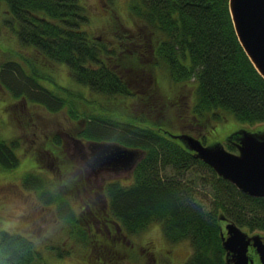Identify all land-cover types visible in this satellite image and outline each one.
I'll use <instances>...</instances> for the list:
<instances>
[{"label":"trees","instance_id":"1","mask_svg":"<svg viewBox=\"0 0 264 264\" xmlns=\"http://www.w3.org/2000/svg\"><path fill=\"white\" fill-rule=\"evenodd\" d=\"M2 4L5 26L13 29L18 41L34 50L36 58L64 63L75 80L96 94L98 103L86 111L79 103L80 92L43 85L31 58L26 59V68L19 60L22 56L7 55L0 60V82L11 94L50 111L68 106L70 117L83 121L78 130L82 136L143 150L129 183L108 180L102 189L105 200L91 198L86 213L90 209L107 227L110 224L111 232L124 229L135 233L159 221L166 239L190 240L193 251L183 264H227L219 214L249 231L264 230V197L240 191L176 139L149 127L145 115L134 118L130 112L138 102L152 108L148 91L152 85L132 80L134 75L150 71L151 80L168 79L172 97H185L181 96L185 86L191 91L190 124L205 127L209 121L214 128L222 113L241 122L264 123V77L239 43L228 0H130L134 25L119 36L134 47L126 57L125 48L118 47L113 56L114 49L109 50L83 29L88 10L79 0H0ZM124 69L130 73L125 74ZM138 83H143L144 89L136 90L133 84ZM161 97L166 103L170 99L164 93ZM173 122L169 126H176ZM198 135L205 142L204 131ZM10 142L0 136V166L5 168L18 162L16 144ZM226 147L236 150L232 141L227 140ZM85 165L91 171L87 162ZM192 166L204 169L211 182L207 207L195 184L180 176ZM172 170L179 175L170 174ZM24 181L39 197L50 199L52 194L59 207L68 203L59 192L46 189L41 175L31 172ZM78 232L85 240L92 239L88 231ZM93 236L103 243L100 234ZM40 258L29 237L0 230V264H47Z\"/></svg>","mask_w":264,"mask_h":264},{"label":"rangeland","instance_id":"2","mask_svg":"<svg viewBox=\"0 0 264 264\" xmlns=\"http://www.w3.org/2000/svg\"><path fill=\"white\" fill-rule=\"evenodd\" d=\"M79 1L88 10V19L85 20L83 29L109 50L114 49L113 56L118 54L120 46L127 51L123 53V57L128 56L129 50L134 47L129 45L126 38L123 40L119 36L134 25L129 11L130 0ZM5 16V6L2 4L0 60L7 55L17 59L22 56L19 60L24 61L28 68L26 59L31 58V64L39 73V80L43 85L56 91L59 90L58 86H65L73 89L74 93L80 92L78 99L81 106L86 111L94 109L98 103L96 94L89 93V87L75 80L64 63L45 62L36 58L34 50L22 45L13 29L6 28ZM115 30L117 31L114 32ZM106 63L112 64L108 61ZM123 72L130 73L127 69ZM151 77L149 71L143 75H134L132 80L145 81L148 85L155 86L153 91L152 86L148 90L151 91L152 108L147 109L148 103L138 102L132 105L130 112L134 118L145 115L149 127L158 128V132L168 137L169 134L164 130L191 133L198 137L204 131L207 135L205 143L218 140L226 147L228 135L238 128L244 127L252 131L264 129L263 122H241L229 113H222V118L214 124V128L209 125V121L205 127L190 124L189 109L193 99L187 86L181 95L185 97L180 99L169 94L171 90L165 76L160 79L153 77L152 80ZM133 85L136 90L144 89L143 83ZM163 93L170 97L167 103L161 97ZM84 97H89L90 101ZM67 108L65 106L58 111H50L24 96L16 98L0 82V136L16 144L14 148L18 155V162L14 167L0 166V230L29 237L34 242L40 260L47 264H183L187 261L193 251L190 240L166 239L159 221H153L145 229L135 233H128L124 229L111 232L108 230L110 224L107 227L90 209L86 213L85 205L91 198L105 200L102 189L108 180L118 179L125 184L129 183L134 166L121 171H87L85 164L88 160L81 158L78 147L83 151L88 150V142L93 139L79 134L83 121L71 118ZM173 120L176 126H169ZM141 151L143 155V150ZM166 171L170 172L169 169ZM31 172L41 175L48 185L46 189L59 192L68 203L59 207L50 193L48 194L52 199L39 197L36 189L24 181ZM170 174L179 175L174 170ZM180 176L195 184L199 196L206 198L204 205L207 207L206 203L212 194L211 182L205 170L192 166ZM79 229L88 231L92 239L85 240L83 233L78 232ZM255 232L264 234V230ZM93 233L100 234L103 243L100 244Z\"/></svg>","mask_w":264,"mask_h":264},{"label":"water","instance_id":"3","mask_svg":"<svg viewBox=\"0 0 264 264\" xmlns=\"http://www.w3.org/2000/svg\"><path fill=\"white\" fill-rule=\"evenodd\" d=\"M228 6L239 43L264 77V0H228ZM164 131L240 191L264 197V129L242 127L232 131L226 141H232L236 151L218 140L203 143L191 133ZM89 149L96 160L117 167H132L142 155L140 149L117 142L92 141ZM219 219L226 220L223 214H219ZM224 227L226 234L221 230L220 235L228 264H252L250 245L264 264V234H250L232 220H226Z\"/></svg>","mask_w":264,"mask_h":264},{"label":"flooded vegetation","instance_id":"4","mask_svg":"<svg viewBox=\"0 0 264 264\" xmlns=\"http://www.w3.org/2000/svg\"><path fill=\"white\" fill-rule=\"evenodd\" d=\"M78 150H81L82 157L84 159L88 160L87 163H89V165L91 166V170H93L94 173H99V172H102V171H105V170H108V169L114 170V171H121V170H126L127 168H129V167H117V166H113V165H111L109 163H105L103 161L96 160L94 158V156L91 154L90 149H88L86 151H83L84 149H80L78 147ZM248 252L253 258L252 264H260L259 260H258L257 253L252 250V246L251 245L249 246Z\"/></svg>","mask_w":264,"mask_h":264}]
</instances>
